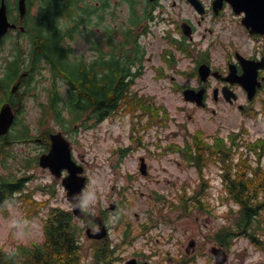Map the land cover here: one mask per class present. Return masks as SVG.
Masks as SVG:
<instances>
[{
	"label": "rangeland",
	"instance_id": "374dc122",
	"mask_svg": "<svg viewBox=\"0 0 264 264\" xmlns=\"http://www.w3.org/2000/svg\"><path fill=\"white\" fill-rule=\"evenodd\" d=\"M176 3L172 8L169 1L162 0L166 8L164 14L176 23L188 19L194 28L191 40L167 24L156 27L149 21L147 26L150 29H147L142 17L149 9L143 2L110 1V8L115 10L117 17L113 25L130 26L140 32L141 24L147 32L140 35L138 43L144 51L139 65L142 73L129 86V97L133 105L138 106L135 109L139 111L135 114H142L141 120L117 112L97 125L91 122L83 128L70 127L68 130L71 132L66 134L61 125L49 116L44 117L51 132L61 131L67 135L73 160L84 168L87 186L83 195L93 193L95 196L87 208H82L85 217L91 214L95 219L98 213L103 212L109 222L107 241L113 245L121 242L124 227L133 229L136 241L130 245L132 235L125 238L127 244L121 248L118 264L132 258L150 264H176V261L184 259L190 260L187 264H215L210 249L216 244L208 238L223 226L232 225L236 214L230 211L232 207L225 199L219 170L214 165L203 171L204 187H207L201 199L204 210L192 209L185 215L181 213V198L194 195L201 182L197 171L186 163L176 147L186 150V143L192 147L194 140L213 144L214 139H229L231 131L238 135L239 142L253 143L264 138V89L261 88L252 101L239 92L238 103L244 106L243 111L237 108L236 103L228 105L222 99L214 102L211 97L206 107L197 108L185 102L182 96L186 87L201 86L196 73L199 63L208 62L214 68L224 70L227 59L233 60L235 52L243 57L257 55L264 41L260 43L250 39L241 28L240 19L230 10L217 18L207 14L200 19L183 2ZM79 22L77 29L72 31L73 39L65 43L70 50L67 60L73 64L84 60L89 64L94 59L91 35L81 27L84 24L82 18ZM73 23L70 21L69 27ZM58 25L65 27L66 22L61 19ZM173 41L182 42L183 47H175ZM107 49L105 46L104 51ZM137 56H141L140 50ZM49 66L45 61L36 62L32 81L18 90L24 96V108H21L12 135L19 137L26 127L29 138L14 143L0 156V175L8 180L27 177L28 180L23 182V193L36 190L35 199L46 201L48 206H44L28 225L25 221L28 205L24 198L20 193L12 197L8 216L0 213V251L6 253L43 241L42 226L49 207L73 210L66 200L61 179H55L48 170L41 169L36 161L44 151L43 145L34 138L43 129L42 106L48 104L56 89L60 106L65 104L69 95L65 78L59 74L55 76ZM137 67L134 66L132 72ZM4 69L0 65V75ZM20 69L23 74L29 66ZM209 79L212 88L216 81L212 77ZM2 84L3 81L0 86ZM253 113L257 115L253 116ZM156 116L166 117L165 126L156 125L153 120ZM148 122L152 127L145 129ZM170 147L175 151L172 152ZM244 148L241 145L240 150ZM122 150H127L124 156L120 153ZM140 157L147 164V176L139 172ZM250 159L253 160L252 157ZM51 187L55 191L54 196L47 195ZM75 222L80 229L78 242L81 243L82 264H93L96 250L85 236L86 221L76 218ZM259 234L264 240V231H259ZM191 242L194 246L189 248ZM227 254L225 264H264V251L256 250L244 238L235 240Z\"/></svg>",
	"mask_w": 264,
	"mask_h": 264
},
{
	"label": "trees",
	"instance_id": "16d2710c",
	"mask_svg": "<svg viewBox=\"0 0 264 264\" xmlns=\"http://www.w3.org/2000/svg\"><path fill=\"white\" fill-rule=\"evenodd\" d=\"M82 4L85 5L83 13L87 16L91 5L88 2H82ZM56 6V10L49 14L50 20L46 19V14L37 17V33L33 34L32 47L33 65L41 58L45 59L50 65L52 73L55 76L57 74L63 76L68 85L69 95L63 107L59 106L60 97L57 90L52 92L49 100V116L58 124L63 125L65 120L63 112H65L69 117H67L68 123L78 122L84 127L94 119V114L103 117L117 107H124L123 113H133L138 107L133 105V101L129 97V86L132 85L133 80L126 82L123 77L118 79L115 73L126 69L125 65L121 66V59H127L125 54L128 52L129 69L131 68V58L133 57L131 52L133 50L137 53L139 50L138 36L134 37L130 28L121 26L119 31L114 32L121 37L118 40L112 38V42L109 44L111 45L112 58L110 62H106V66L109 67L112 78L109 83L103 84L104 82H102L96 87L98 80L90 63L81 60L73 64L67 60L70 50L65 46V38L69 33L72 34V31L69 28H67L68 32L64 31L54 23L61 17L70 19V14L73 15L77 12V8L68 4L60 6L59 0H57ZM46 21L49 22L48 35L42 33V27L46 26ZM83 23L82 28L89 29L87 26L89 20ZM68 38H73V36L69 35ZM95 49L102 53L101 48ZM140 51L143 56L144 51L141 48ZM134 58L138 59V56L135 55ZM21 81H25V79H21ZM252 115L257 114L253 113ZM140 117L143 116L140 115ZM165 118L156 116V119L153 120L157 126L163 127ZM151 127L152 124L147 123L145 129ZM196 137L199 135L197 134ZM237 138L238 135L231 131L229 139H227L228 143L225 142V138L214 139L213 144L194 140L192 147L186 143V150L181 149L180 146L176 149L201 178L206 168L213 165L218 167L225 199L232 207L230 211H235L236 216L233 224L223 226L208 239L217 246H223L228 252L238 238H244L256 250L264 251L263 236L259 234V231H264V165L261 164L264 156V139L245 143L239 142ZM46 143L45 147L48 149L49 138H46ZM241 145H244V150H240ZM170 150L175 151L173 147H170ZM2 153L3 148L0 147V155ZM26 180L27 178L23 177L16 181H10L0 176V213L3 216H8L9 201L14 194L23 191L22 185ZM204 186L199 185V190H196L191 197L181 198L179 209L183 215L192 209L202 211L201 199L207 188ZM35 192L36 190L21 194L25 204L28 205L25 216L28 225L37 217L42 208L48 205L46 201L35 199ZM49 194L53 195V191H50ZM49 208L48 217L43 227L44 240L32 247H19L11 253L0 251V264H82L81 247L77 242L72 214L56 207ZM127 236L129 235H124L125 238ZM135 240L136 237H133L132 241ZM113 253L115 254V250H110L107 246L96 247L93 264H118L119 258L114 257ZM189 261L184 259L181 262L176 261V264H187Z\"/></svg>",
	"mask_w": 264,
	"mask_h": 264
},
{
	"label": "flooded vegetation",
	"instance_id": "af4514ba",
	"mask_svg": "<svg viewBox=\"0 0 264 264\" xmlns=\"http://www.w3.org/2000/svg\"><path fill=\"white\" fill-rule=\"evenodd\" d=\"M46 1L47 3H53V4H56L57 2L56 0H46ZM110 1L111 0H106L107 3ZM117 1L118 2L121 1L122 3L127 2V0H117ZM166 1L170 2L172 8L176 7L177 4L176 1L177 2L181 1L195 14H196L195 12L196 10H203L204 14L203 16H199L200 19H203L207 14H211L213 18H217L221 16L226 10H230V11L232 10L231 6L228 3L224 2L221 5L222 8L220 9V11L216 13L214 9L215 0H166ZM4 2L6 5L7 19L11 24H14L15 27L9 29L7 33L0 39V65L5 67L4 69L5 72L2 75H0V82L3 81V84L0 86V108L4 104H9L12 107L15 113V120L11 129H14L13 126L17 119V114L21 111V108H24V100H23L24 98L17 96L16 92L12 93L10 86L16 84L17 88L25 87V84L21 81V79H27L28 74L27 73L20 74L21 76H19V78L17 79L12 67L18 64L24 65L25 61H23L22 57L25 55L27 57L31 56L30 50L32 49V41H33L31 30L33 28V20L34 17L36 16V12L41 6V0H24V7H25L24 16L20 15V11H19L20 0H5ZM142 2H147V1L143 0ZM1 4L2 3L0 0V7ZM95 7L99 8V10L96 11V15H98L99 17L102 15L105 16L108 13L107 12L108 10L102 11L103 9L101 6H99V3H96ZM145 8H148L150 11V15L149 12L147 13L149 17L146 16L144 17V23L146 24L147 29H150V27L147 25L148 23H150L149 21H151V23L156 27H158L160 24H167L169 26H174V30L179 32L183 36L186 32H190L191 28L192 31L194 32L193 25L188 19H182L180 20L179 23H176V20L173 21L170 16L165 15L164 13L166 8H164V6L162 5V0H155L154 2L146 3ZM236 16L241 20L242 14ZM106 19H108V22L105 23V26H103L104 28H101L102 25L97 26L98 24L97 21H95L96 24L93 25V28L96 31V33L92 37V40L94 42L93 54H95L96 56L95 59L96 61L92 63V69L95 72V77L97 78V80L100 81H110V79L112 78L111 71L109 67L106 66V62H109L108 59H111V47L108 42L112 38V32L115 30V27L112 26L111 17H107ZM241 28L250 39L259 40L260 43L261 41H264V35L261 34L251 35L244 26H241ZM141 29L145 30L143 26H141ZM103 31L106 33V38H107L106 43L108 49L106 52L104 51V49H101L102 53H100L95 48H97L98 41L101 43V45H104V40L106 38L102 34ZM163 35L165 36L164 33ZM115 38L117 39V36H115ZM173 43L174 46L183 47L182 42L173 41ZM239 54L240 53L235 52L233 56V60L230 61L229 59H227L224 70L216 69L213 66H210L212 71H217L223 78L224 76L227 75L229 68L232 67L233 64H235L234 70L237 75H240L242 73V66L240 61L237 60V58L241 55ZM244 58L248 60H264V46H261V51L257 55L244 57ZM132 65L137 67L140 65V63L139 61H137L136 63L133 61ZM140 72H141L140 69L137 67V70L133 71L132 75L131 74L129 75L128 72L125 71L124 77L125 79H129V78L133 79L134 77H138L139 76L138 74ZM7 76H12V78L14 79L12 81H9ZM258 76L259 78L264 79V70H260ZM122 77L123 76L117 78L119 79ZM214 79L216 81V85L213 86L212 88L209 85L210 79H208V81L205 84H201V86L194 88L196 90H198L200 87L204 88L205 102H207V100L210 97L214 102L220 101V99L224 101L223 92L227 94L229 91L235 92L237 96H239V92H241L246 97V93L239 85L230 84L228 82L223 81L220 78L219 79L214 78ZM236 106L237 108L240 107L244 108V106L240 105L239 103H237ZM10 133L11 131L8 132L7 135L0 137V144L12 145L16 143V138L10 137L9 136ZM41 135L42 134H38V136L35 138L38 143H41V141H43ZM97 216L102 219V223L105 225L106 228L109 229L108 218L104 215V213L100 212L98 213ZM78 218L85 219L86 230H89L90 233H94L98 229L97 225L94 223V217H92L91 214H88V216L85 217V213L83 209L78 215ZM75 223H76V229L80 231L77 222ZM85 236L88 240H90V242H92V244L99 242L105 245L108 242L107 239L100 241H94L92 239H89L86 232H85Z\"/></svg>",
	"mask_w": 264,
	"mask_h": 264
},
{
	"label": "water",
	"instance_id": "95a60500",
	"mask_svg": "<svg viewBox=\"0 0 264 264\" xmlns=\"http://www.w3.org/2000/svg\"><path fill=\"white\" fill-rule=\"evenodd\" d=\"M153 2L154 0H149ZM227 2L231 5L235 14L244 13L241 23L248 30L250 34L264 35V0H215L214 9L216 13L221 8L223 2ZM195 3V2H194ZM199 14H203V10H197ZM20 13L24 14L23 0L20 2ZM14 25H10L6 18V9L4 0L0 7V37L4 35L8 29L13 28ZM186 35H190V32H186ZM243 68V74L236 76L234 69L231 67L229 75L223 80L230 83H239L247 92L248 100H252L256 89L261 86V83L257 81L258 70L264 68V63L248 61L242 57L237 58ZM211 74L210 68L201 64L198 67V75L202 82H206L207 78ZM216 78H220L216 73H212ZM224 93V92H223ZM183 98L187 102L195 103L196 106L204 107V89L201 88L198 91L193 89H185L183 91ZM224 98L228 102L236 100V96L232 93H224ZM233 99V100H232ZM13 120V114L9 107H4L0 112V135L7 132L10 124ZM51 148L47 154L40 156L38 164L41 168L49 169V171L56 178L61 176L63 170L66 171L67 176L62 179V185L66 190V196L68 201L72 204L78 205L83 199V190L86 186V176H83L84 168L78 166L71 159L70 144L64 139L61 133L50 135ZM139 170L142 175H146V164L144 158H140ZM80 212V208L74 210L75 214ZM100 230V229H99ZM90 236V235H89ZM106 236V233H96L91 235V238L101 239ZM192 246V244H190ZM211 253L214 256L215 264H224L227 261V254L223 248L213 247ZM125 264H148L147 262H138L136 259H130Z\"/></svg>",
	"mask_w": 264,
	"mask_h": 264
},
{
	"label": "clouds",
	"instance_id": "9594fccd",
	"mask_svg": "<svg viewBox=\"0 0 264 264\" xmlns=\"http://www.w3.org/2000/svg\"><path fill=\"white\" fill-rule=\"evenodd\" d=\"M95 199V196L93 193H88L79 203H78V207L81 208H87L89 203Z\"/></svg>",
	"mask_w": 264,
	"mask_h": 264
},
{
	"label": "bare ground",
	"instance_id": "6f19581e",
	"mask_svg": "<svg viewBox=\"0 0 264 264\" xmlns=\"http://www.w3.org/2000/svg\"><path fill=\"white\" fill-rule=\"evenodd\" d=\"M26 16V15H25Z\"/></svg>",
	"mask_w": 264,
	"mask_h": 264
}]
</instances>
